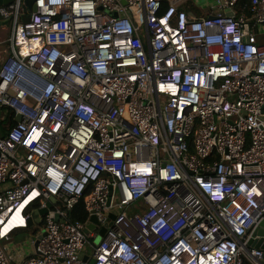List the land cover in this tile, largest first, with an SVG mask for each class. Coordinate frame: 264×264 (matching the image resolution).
I'll return each instance as SVG.
<instances>
[{"label": "built area", "instance_id": "2783aa9c", "mask_svg": "<svg viewBox=\"0 0 264 264\" xmlns=\"http://www.w3.org/2000/svg\"><path fill=\"white\" fill-rule=\"evenodd\" d=\"M33 7L0 6V264H263L264 0Z\"/></svg>", "mask_w": 264, "mask_h": 264}, {"label": "water", "instance_id": "95a60500", "mask_svg": "<svg viewBox=\"0 0 264 264\" xmlns=\"http://www.w3.org/2000/svg\"><path fill=\"white\" fill-rule=\"evenodd\" d=\"M14 0H0V6H6L9 5L13 2ZM33 2L34 0H25V5L27 6V8L29 10H33ZM0 26H8V20H4V21H0ZM0 115H1V110H0ZM3 120V119H1ZM15 122H19L20 121V117L19 116H15L14 119ZM56 200L54 198H50L48 202H46L45 207L44 208H40V209H35L32 211L31 213V218L29 220H27V227H31L32 225H41V217H43L46 213L47 210L51 207L52 203H55ZM110 220L114 219L113 215H110ZM92 222H95L94 218H91ZM88 229L90 230H94V227L92 224H89L87 226ZM104 234V229H102L100 231V235ZM42 235H44V232H42ZM255 236H259L260 239L256 240V241H251V243L254 245V247L261 249L262 251V263L264 264V222H262L259 225V228L254 232ZM41 236L38 237V239ZM37 242L35 243L34 247L36 248Z\"/></svg>", "mask_w": 264, "mask_h": 264}, {"label": "trees", "instance_id": "16d2710c", "mask_svg": "<svg viewBox=\"0 0 264 264\" xmlns=\"http://www.w3.org/2000/svg\"><path fill=\"white\" fill-rule=\"evenodd\" d=\"M244 3L246 0H243ZM193 9V8H192ZM194 11H196L194 9ZM1 112L3 113L4 110L2 109ZM14 121L12 118H5L3 120H0V136H5L9 129L14 125ZM71 219L73 221H79V222H85L87 219V214L83 207V201L80 200L72 209L71 211ZM38 228L34 229H18L13 233V236H16L17 238H24L29 235L30 232H35Z\"/></svg>", "mask_w": 264, "mask_h": 264}, {"label": "crops", "instance_id": "0c3cea01", "mask_svg": "<svg viewBox=\"0 0 264 264\" xmlns=\"http://www.w3.org/2000/svg\"><path fill=\"white\" fill-rule=\"evenodd\" d=\"M194 9L195 8H193L192 10ZM7 36L8 28L6 26H0V40L5 39ZM24 238H17L16 236H12L11 240H9L8 242H2L1 244L7 246L9 251L15 256L16 260L22 261L23 258L26 256L27 252L31 249V245L28 244L27 240H24Z\"/></svg>", "mask_w": 264, "mask_h": 264}, {"label": "bare ground", "instance_id": "6f19581e", "mask_svg": "<svg viewBox=\"0 0 264 264\" xmlns=\"http://www.w3.org/2000/svg\"><path fill=\"white\" fill-rule=\"evenodd\" d=\"M25 205H20L19 208H17L8 222L2 227L1 234L5 235L8 232H11L14 228L25 226L26 220L22 217L21 212Z\"/></svg>", "mask_w": 264, "mask_h": 264}, {"label": "rangeland", "instance_id": "374dc122", "mask_svg": "<svg viewBox=\"0 0 264 264\" xmlns=\"http://www.w3.org/2000/svg\"><path fill=\"white\" fill-rule=\"evenodd\" d=\"M203 2L205 3V1H203ZM200 4H202V2H201ZM7 37H8V36H7ZM0 110H2V109L0 108ZM0 116H1V119H3L4 116H5V114L1 112V115H0Z\"/></svg>", "mask_w": 264, "mask_h": 264}]
</instances>
